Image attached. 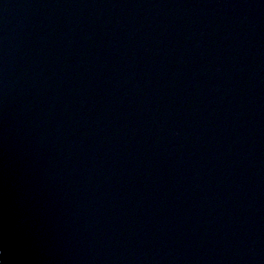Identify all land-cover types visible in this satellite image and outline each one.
Instances as JSON below:
<instances>
[{
  "label": "water",
  "instance_id": "1",
  "mask_svg": "<svg viewBox=\"0 0 264 264\" xmlns=\"http://www.w3.org/2000/svg\"><path fill=\"white\" fill-rule=\"evenodd\" d=\"M0 264H264V0H0Z\"/></svg>",
  "mask_w": 264,
  "mask_h": 264
}]
</instances>
